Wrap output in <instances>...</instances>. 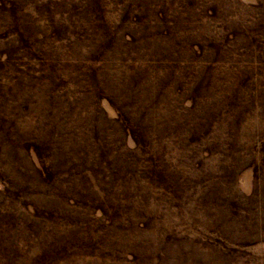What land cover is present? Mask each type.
Returning a JSON list of instances; mask_svg holds the SVG:
<instances>
[{"label": "rangeland", "instance_id": "rangeland-1", "mask_svg": "<svg viewBox=\"0 0 264 264\" xmlns=\"http://www.w3.org/2000/svg\"><path fill=\"white\" fill-rule=\"evenodd\" d=\"M0 264H264V0H0Z\"/></svg>", "mask_w": 264, "mask_h": 264}]
</instances>
